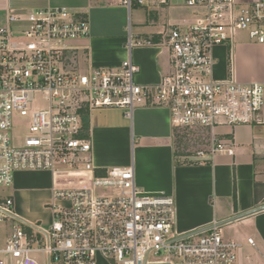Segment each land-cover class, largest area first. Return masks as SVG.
Returning a JSON list of instances; mask_svg holds the SVG:
<instances>
[{
    "label": "built area",
    "instance_id": "2783aa9c",
    "mask_svg": "<svg viewBox=\"0 0 264 264\" xmlns=\"http://www.w3.org/2000/svg\"><path fill=\"white\" fill-rule=\"evenodd\" d=\"M117 1L130 9L147 3ZM185 2L199 14L189 26L170 29L171 73L155 85L137 82L131 58L83 74L67 70L69 41L90 33L88 19L68 7L11 12L10 25L0 27V188L12 186L19 171H50L56 201L49 228L26 229L13 198L0 195V264H238L242 244L225 240L219 227L178 233L174 196L142 190L132 166L97 173L85 135V114L95 108H118L131 117L138 106L163 105L175 128L210 134L209 149L196 157L213 159L221 152L233 154L217 127L263 123L264 83L215 77L214 49L242 30L264 44V1ZM140 44L130 33L128 47ZM39 97L44 106L30 111ZM15 117L28 122L20 145L11 135ZM65 167L69 171L60 173ZM66 179L70 182H59ZM99 188L117 193L99 195ZM8 219L19 223L3 244L1 224ZM248 242L257 246L252 237Z\"/></svg>",
    "mask_w": 264,
    "mask_h": 264
},
{
    "label": "crops",
    "instance_id": "0c3cea01",
    "mask_svg": "<svg viewBox=\"0 0 264 264\" xmlns=\"http://www.w3.org/2000/svg\"><path fill=\"white\" fill-rule=\"evenodd\" d=\"M146 1L142 5L146 15L138 19L133 7L130 9L117 0H0V27L10 25L11 12L68 7L86 17L90 24L89 35L81 37L76 46L84 54L88 68L112 67L131 58L138 67L137 82L155 85L171 73L167 45L170 29L189 26L199 11L189 7L185 0ZM237 1L249 4L260 0ZM134 18L139 26L136 33L133 32ZM130 33L134 43L141 42L131 49L128 47ZM240 50L239 68L232 65V75L240 81L264 83V44L247 42L240 45ZM227 57L225 44L214 49L215 77H228ZM262 118V124L222 127L218 138L229 142L233 154L221 152L209 159L197 158L193 153L181 157V160L191 158L185 163H176L175 127L170 110L163 105L138 106L131 117L119 111L104 119L89 121L85 135L92 143L97 173L132 166L136 184L142 190L152 195L174 196V227L178 233L187 234L264 206V110ZM206 136L209 143L210 134ZM53 183L50 171H19L13 185L5 192L0 191V195L13 198L18 220L47 229L56 203ZM235 222L249 227L247 241L254 238L257 246H252L261 251L258 244L264 248V210L226 224ZM224 225L219 226L220 231ZM228 240L242 244L232 238Z\"/></svg>",
    "mask_w": 264,
    "mask_h": 264
},
{
    "label": "rangeland",
    "instance_id": "374dc122",
    "mask_svg": "<svg viewBox=\"0 0 264 264\" xmlns=\"http://www.w3.org/2000/svg\"><path fill=\"white\" fill-rule=\"evenodd\" d=\"M137 6L134 5L133 6V10H134V15H138V19H142L146 13H145V7L144 6ZM138 20L136 18H134V26H133V32L136 33L138 31V25H137ZM141 27V26H140ZM81 38H76V39H72L69 41V46L70 49L67 52V57L69 59L67 65L65 66V68L67 70H73L76 71L78 73H88L90 68H88V64L85 61L84 58V54L82 53V51L79 49H76V46L79 42ZM136 39V38H135ZM247 42H254L253 40H251L248 36L247 31H237L235 34V38L229 40L226 44L225 47L227 49L228 52V57H227V62L226 64L228 65V76H231L233 74L232 70V65H236L237 69L239 68V62H240V58H241V50H240V45H243ZM78 48V47H77ZM234 52V53H233ZM237 78V77H236ZM238 79V78H237ZM44 106V102L43 100L39 97L37 99V101H35L34 103L30 104L29 108L30 111L33 110H38L41 109ZM123 112L122 109H118V108H111V109H107V108H95L89 112H87L85 114V120L87 121V124H89L90 122H95L97 120L100 119H104L106 117H108L109 115H111L113 112ZM222 127L226 128V129H230L232 128V126L230 125H225V126H219L217 127V131H221ZM224 128V129H225ZM28 131V122L26 118H21V117H15L14 121H13V128L11 131V135H12V139L15 145H20L25 137V135L27 134ZM203 136H205V133L203 134ZM208 136H205V138H207ZM192 145H194L196 151L194 150V154L196 156V153L198 151H200L201 149H205V145H201L200 143H198L197 140H195L194 142H190ZM207 145H209V143L207 142ZM181 159V158H180ZM185 159V158H182ZM191 159L190 157L187 158ZM192 159H196V158H192ZM69 170H67V167L62 168L60 170V173H67ZM59 182H70L68 179L66 180H59ZM9 187H1L0 191L1 192H5V190H8ZM96 194L99 195H113L117 193V190L110 188V189H105V188H99L95 190ZM19 221L17 220H13V219H8L5 220L2 224H1V232H2V243L5 244L6 243V239L11 231V228L14 224H18ZM249 227H245V225H243L242 223H230V224H226L224 226L221 227V233L224 237L225 240H228V238H232L238 241L242 242V248H241V258L239 259V264H264V248L262 249V247L260 246V244H258V246L261 248V251H259L257 248L253 247L252 245L248 244L247 238H246V234L249 233ZM42 240H45V234L41 235ZM199 239V235L195 236L193 238V240H197ZM257 244V242H256ZM259 248V249H260ZM263 255H262V254ZM32 256L35 257L36 259H38L39 261L42 260V256L38 253H32ZM99 264H108L103 260L99 261Z\"/></svg>",
    "mask_w": 264,
    "mask_h": 264
},
{
    "label": "trees",
    "instance_id": "16d2710c",
    "mask_svg": "<svg viewBox=\"0 0 264 264\" xmlns=\"http://www.w3.org/2000/svg\"><path fill=\"white\" fill-rule=\"evenodd\" d=\"M85 119V117H84ZM86 129L89 128V125L87 124V121L85 120ZM209 134L206 130L200 131V129H194V128H174L173 130V141H174V151L175 156L177 157L176 163H185L189 162L188 160H181V157L190 156L193 154L194 150L196 151L194 145H192L190 142H194L195 140L198 141L201 145L207 146V140L203 134ZM194 149V150H193ZM26 229H29V227L26 225Z\"/></svg>",
    "mask_w": 264,
    "mask_h": 264
},
{
    "label": "water",
    "instance_id": "95a60500",
    "mask_svg": "<svg viewBox=\"0 0 264 264\" xmlns=\"http://www.w3.org/2000/svg\"><path fill=\"white\" fill-rule=\"evenodd\" d=\"M261 210H264V206H263V207L255 208V209H253V210H251V211H249V212H247V213H243V214L237 215V216L232 217V218H230V219H227V220H225V221H221V222H219V223H214V224H212V225H209V226H206V227L199 228V229L194 230V231H191L190 233H187V234L190 235V234L201 233V232H203V231H205V230H208V229H211V228H214V227H219V226H221V225H224V224H226V223H229V222L234 221V220H237V219H241V218H243V217H245V216H248V215L254 214V213L259 212V211H261ZM184 236H187V235H184ZM160 264H170V263H160Z\"/></svg>",
    "mask_w": 264,
    "mask_h": 264
}]
</instances>
